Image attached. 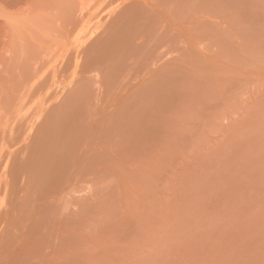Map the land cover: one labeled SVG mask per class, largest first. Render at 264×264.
<instances>
[{
  "label": "rangeland",
  "instance_id": "374dc122",
  "mask_svg": "<svg viewBox=\"0 0 264 264\" xmlns=\"http://www.w3.org/2000/svg\"><path fill=\"white\" fill-rule=\"evenodd\" d=\"M0 264H264V0H0Z\"/></svg>",
  "mask_w": 264,
  "mask_h": 264
}]
</instances>
